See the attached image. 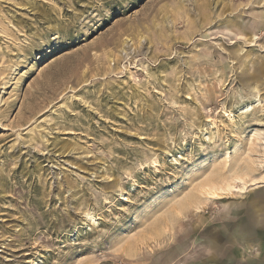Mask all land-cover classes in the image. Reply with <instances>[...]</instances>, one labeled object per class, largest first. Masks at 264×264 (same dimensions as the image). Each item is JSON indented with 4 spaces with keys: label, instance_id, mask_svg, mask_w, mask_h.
Wrapping results in <instances>:
<instances>
[{
    "label": "rangeland",
    "instance_id": "374dc122",
    "mask_svg": "<svg viewBox=\"0 0 264 264\" xmlns=\"http://www.w3.org/2000/svg\"><path fill=\"white\" fill-rule=\"evenodd\" d=\"M0 264H264V0H0Z\"/></svg>",
    "mask_w": 264,
    "mask_h": 264
}]
</instances>
